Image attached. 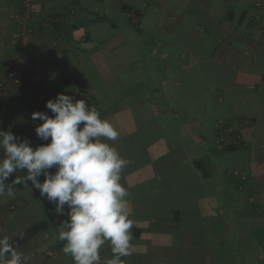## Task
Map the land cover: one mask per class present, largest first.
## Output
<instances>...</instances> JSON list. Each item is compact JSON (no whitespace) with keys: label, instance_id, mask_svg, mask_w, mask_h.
Returning <instances> with one entry per match:
<instances>
[{"label":"crops","instance_id":"obj_1","mask_svg":"<svg viewBox=\"0 0 264 264\" xmlns=\"http://www.w3.org/2000/svg\"><path fill=\"white\" fill-rule=\"evenodd\" d=\"M16 2L0 0V63L10 52L32 61L0 108V130L47 143L31 113L51 116L45 101L61 92L112 123L120 135L105 142L130 161L121 173L133 221L123 264L264 260L252 235L264 226V0H32L36 14L73 8L78 17L48 29L32 18L13 45L26 29L9 17ZM122 4L141 12L137 29ZM219 119L228 145L215 133ZM5 184L15 197L0 198V236L12 242L38 228L13 245L28 264H74L59 240L67 216L30 181ZM100 257H112L110 244Z\"/></svg>","mask_w":264,"mask_h":264},{"label":"clouds","instance_id":"obj_2","mask_svg":"<svg viewBox=\"0 0 264 264\" xmlns=\"http://www.w3.org/2000/svg\"><path fill=\"white\" fill-rule=\"evenodd\" d=\"M45 107L51 116L34 111L31 119L42 121L34 131L47 143L33 147L27 138L0 130V198H14L13 187L5 182L18 170L26 172L13 184L30 181L40 196L54 203L57 215L67 216L59 225V240L74 264H100L106 243L112 252L106 264H123L121 258L130 255L133 221L121 173L130 161L105 142L120 134L85 99L61 92L45 101ZM28 261L9 236H0V264Z\"/></svg>","mask_w":264,"mask_h":264},{"label":"built area","instance_id":"obj_3","mask_svg":"<svg viewBox=\"0 0 264 264\" xmlns=\"http://www.w3.org/2000/svg\"><path fill=\"white\" fill-rule=\"evenodd\" d=\"M18 11L10 13L9 17L18 24L26 27L25 30H17L14 35H11L10 41L13 45H18V41L24 39V34L32 32L34 22L31 19L34 18L37 21L40 29H48L54 23H61L67 25L73 22L74 18L78 17V13L75 9L69 8L66 11L57 10L54 13H39L36 14L33 9L32 0H17ZM54 43V42H51ZM32 58L29 54L17 55L14 52H10L8 56L0 63V108H7L11 102V95L19 88L28 76L29 67ZM225 122L219 119L215 122V133L224 145L229 144V140L224 137L229 129L224 128ZM2 155V151H0ZM233 174L237 175L241 181L247 179V171L234 170Z\"/></svg>","mask_w":264,"mask_h":264},{"label":"trees","instance_id":"obj_4","mask_svg":"<svg viewBox=\"0 0 264 264\" xmlns=\"http://www.w3.org/2000/svg\"><path fill=\"white\" fill-rule=\"evenodd\" d=\"M121 10L124 12V13H127L128 14V19H129V23L132 27L134 28H138L139 27V21H140V15H141V12L138 10V9H133L131 8L129 5L127 4H122L121 6ZM92 20L93 21H104V20H107V18H103V17H100L98 15H93L92 17ZM20 173V175H22L23 177L26 175V172L24 171H17ZM15 176L16 174L14 173L8 180L7 182L9 183H13V181L15 180ZM18 184V183H17ZM38 228H33V229H29L24 235H21L20 237L14 239L11 243L13 245H17L19 244L22 240L26 239L27 237H29L30 234H32L33 231L37 230ZM252 235L257 243V245L259 246V248L261 249L262 253L264 254V226L263 227H260V228H256L254 230H252ZM259 261V262H258ZM262 261H263V264H264V260H255V261H251V264H262ZM249 264L246 260L243 261H240L238 259H236L235 261L234 260H229V261H226V264Z\"/></svg>","mask_w":264,"mask_h":264}]
</instances>
